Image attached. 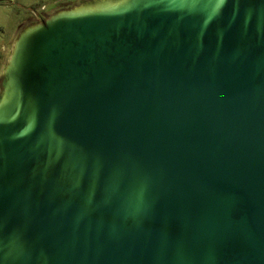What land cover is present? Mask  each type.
Masks as SVG:
<instances>
[{"label": "water", "instance_id": "obj_1", "mask_svg": "<svg viewBox=\"0 0 264 264\" xmlns=\"http://www.w3.org/2000/svg\"><path fill=\"white\" fill-rule=\"evenodd\" d=\"M0 264H264V0H80L0 72Z\"/></svg>", "mask_w": 264, "mask_h": 264}, {"label": "rangeland", "instance_id": "obj_2", "mask_svg": "<svg viewBox=\"0 0 264 264\" xmlns=\"http://www.w3.org/2000/svg\"><path fill=\"white\" fill-rule=\"evenodd\" d=\"M80 0H0V72L10 43L24 20L36 13H47L56 7Z\"/></svg>", "mask_w": 264, "mask_h": 264}, {"label": "crops", "instance_id": "obj_3", "mask_svg": "<svg viewBox=\"0 0 264 264\" xmlns=\"http://www.w3.org/2000/svg\"><path fill=\"white\" fill-rule=\"evenodd\" d=\"M69 5H72V4H69ZM65 6H68V5H65ZM59 7H61V6H59ZM56 8H58V7H56ZM33 19H35V18H33V15L31 14L30 17H28L27 19L24 20V23H23V24H25V23H27V22L33 20ZM23 24H22V25H23ZM22 25H21V26H22ZM21 26H20V27H21ZM18 30H19V29H18ZM18 30H17V31H18ZM16 33H17V32H16ZM16 33H15V35H16ZM15 35H14V37H15ZM14 37L12 38V40L10 41V43L6 46V50H7L8 46L11 45V43H12Z\"/></svg>", "mask_w": 264, "mask_h": 264}, {"label": "flooded vegetation", "instance_id": "obj_4", "mask_svg": "<svg viewBox=\"0 0 264 264\" xmlns=\"http://www.w3.org/2000/svg\"><path fill=\"white\" fill-rule=\"evenodd\" d=\"M47 13H40V14L39 13H36V14L33 15V18L45 17L47 15Z\"/></svg>", "mask_w": 264, "mask_h": 264}]
</instances>
